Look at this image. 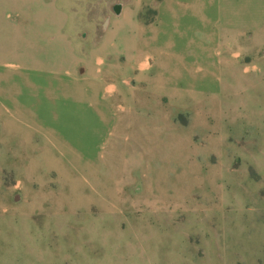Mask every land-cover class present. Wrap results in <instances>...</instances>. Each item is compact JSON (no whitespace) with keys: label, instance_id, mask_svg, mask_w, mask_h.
Wrapping results in <instances>:
<instances>
[{"label":"rangeland","instance_id":"374dc122","mask_svg":"<svg viewBox=\"0 0 264 264\" xmlns=\"http://www.w3.org/2000/svg\"><path fill=\"white\" fill-rule=\"evenodd\" d=\"M213 1L152 10L141 100L112 87L97 107L43 73L19 89L14 15L0 24V264H264V0ZM17 99L35 101V153Z\"/></svg>","mask_w":264,"mask_h":264},{"label":"crops","instance_id":"0c3cea01","mask_svg":"<svg viewBox=\"0 0 264 264\" xmlns=\"http://www.w3.org/2000/svg\"><path fill=\"white\" fill-rule=\"evenodd\" d=\"M163 1L0 0V24L14 15L20 42L18 54L22 64L17 73L18 88L24 85L28 90L37 89L30 75L43 73L48 75V90L56 93V99L97 107L98 101L109 97L105 95L106 90L113 91L114 87L117 93L109 98L118 100L127 90L128 101H140L141 86L130 87L129 83L150 57H142L143 49L135 44L156 41L163 33L152 21V10L159 11ZM213 3V0L207 3L192 0V10L198 15ZM260 13V21L254 20L251 25H264V8ZM41 57L54 62L39 66L35 59ZM33 102L15 101V128L31 132L22 141L25 140L28 151L35 153L39 149L32 141L33 133L39 131V115ZM19 138L18 133L12 137L15 142L9 140L8 149L17 151ZM134 154L138 168L143 163L146 167V151L137 149Z\"/></svg>","mask_w":264,"mask_h":264}]
</instances>
